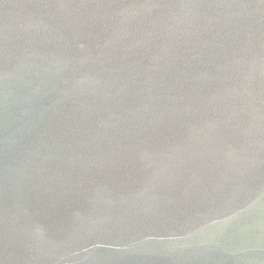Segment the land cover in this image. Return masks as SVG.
<instances>
[{
	"label": "water",
	"instance_id": "water-1",
	"mask_svg": "<svg viewBox=\"0 0 264 264\" xmlns=\"http://www.w3.org/2000/svg\"><path fill=\"white\" fill-rule=\"evenodd\" d=\"M0 264H264V0H0Z\"/></svg>",
	"mask_w": 264,
	"mask_h": 264
}]
</instances>
